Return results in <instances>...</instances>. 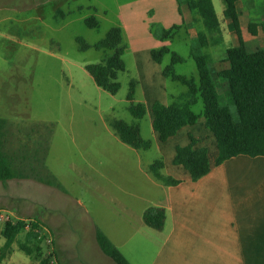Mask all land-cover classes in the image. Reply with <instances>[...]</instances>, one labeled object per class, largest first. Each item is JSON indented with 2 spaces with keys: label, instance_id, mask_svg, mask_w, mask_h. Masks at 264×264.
Returning a JSON list of instances; mask_svg holds the SVG:
<instances>
[{
  "label": "rangeland",
  "instance_id": "obj_1",
  "mask_svg": "<svg viewBox=\"0 0 264 264\" xmlns=\"http://www.w3.org/2000/svg\"><path fill=\"white\" fill-rule=\"evenodd\" d=\"M126 1L0 0V117L6 120L5 150L15 162L29 165L31 175H48L59 185H40L35 190L36 219L51 236L49 249L53 245L57 250L59 264H116L97 245L93 224L106 230L130 264H148L159 243L158 230L140 222L137 213L129 211V204L137 211L141 206L136 198L123 192L121 200L126 205H121L110 201L108 190L96 187L108 184L116 188L118 184L111 178L125 187L140 182L132 172L112 173L108 168L140 164L152 176L150 163L162 160L151 146L139 149L138 162L135 151L119 141L110 125L114 118L140 123L141 136L151 138L150 119L146 115L135 117L128 110L129 82L137 78L131 51L126 48L122 54L125 69L116 72L120 84L116 93L99 87L85 69L86 64L104 63L112 54V49L92 45L111 26L119 25L120 6ZM212 1L222 17L223 1ZM249 2L255 4L250 10L251 19L258 21L263 16L264 0H240L239 4L246 9ZM89 15L97 18L99 26L84 23ZM160 27L164 26L159 21L150 24L152 32ZM198 30L206 31L201 21L181 24L171 38L174 50L187 58L174 65L178 73L196 72L188 55ZM76 36L90 46L80 48ZM234 44L233 36L202 50L215 65L225 48ZM168 82L171 88L185 91L180 83ZM139 96L138 90L136 98ZM32 141L36 145L35 157ZM42 155L47 174L41 167ZM27 193L26 189L21 193L24 198H20V204ZM1 205L0 209L13 213L11 206ZM137 225L146 233L137 231ZM17 252L25 255L19 249Z\"/></svg>",
  "mask_w": 264,
  "mask_h": 264
},
{
  "label": "crops",
  "instance_id": "obj_2",
  "mask_svg": "<svg viewBox=\"0 0 264 264\" xmlns=\"http://www.w3.org/2000/svg\"><path fill=\"white\" fill-rule=\"evenodd\" d=\"M239 3L240 0L237 1L236 7L239 12L242 36L248 49L251 47L249 52L254 53L264 48V8L263 16L258 17L257 21L251 19L250 13L255 4L249 2V6L245 9ZM216 13L220 20L222 37L219 44L225 43L233 36L236 43V37L227 19L224 15L220 17L217 11ZM119 18V26L123 29V41L125 38L124 42L127 45L126 48L131 51L137 74V78H133L136 80L134 101L145 105L144 115L150 119L149 147L154 146L162 158L163 165L160 172L178 181L167 184L157 179L150 169L152 176L147 174L140 164H136L131 167L108 169L112 173L132 172L140 177L139 183L132 186L125 184L127 185L125 187L111 178L112 182L118 184L116 188L108 184H99L96 187L100 190H108L111 196L110 201H118L121 205H126L125 201L121 200L124 196L123 192H128L127 195L136 198L138 206L141 205L138 211L134 209V206L130 207V204L128 209L130 212L137 213V219L142 223H144L142 214L146 207L153 205L165 208L166 218L163 228L156 229L159 243L148 264H264V156L238 154L217 163L216 158L219 152L217 139L212 129L206 124L200 102L194 106L197 116L193 120H186L164 139L160 138L158 131L152 125L153 103L158 101L168 105L178 101V98L184 96L189 90V86L181 81L179 75L198 81V74L197 70L191 75L178 73L175 68L171 77L164 73V63L169 62V57L166 56L163 62L159 61L153 56L152 51L163 46L174 50L173 41L171 38L156 37L150 24L153 21H159L166 28L175 24L191 25L195 23L193 14L184 5H179L177 0H128L120 6ZM250 22L257 24L255 34H251L248 29ZM192 30H194L193 27ZM188 58L193 60L190 53ZM186 59L184 57V61ZM124 69L125 62L124 68L119 70ZM116 72L112 73L115 79ZM169 79L183 85L185 91L182 93L175 86L171 88ZM138 90L140 96L136 98ZM138 126L141 130L140 123ZM114 133L121 143L135 151L134 154L139 162L141 148H134L123 142L115 130ZM191 142L193 148L204 147L207 150L210 165L209 171L196 180L191 178L189 171L183 165L173 161L176 148ZM35 146L33 142L32 151L36 148ZM34 153L33 151V157H35ZM43 157L44 155L41 156V167L46 172L43 167ZM26 168H29V165ZM40 185L51 186L33 176L0 180V206L1 204L11 206L18 218L37 220L35 202L38 195L35 194V190L41 187ZM25 189L28 192L26 200L20 204V198H24L21 193ZM77 201L79 205L82 204L80 200ZM95 226L108 237L103 227L93 224V228ZM1 228L0 248L5 240L1 234ZM137 231L146 233V230L141 227L137 228ZM25 234L26 230L23 229L17 239ZM114 245L126 258L121 247L116 243ZM17 249L15 241L11 251L0 257V264H41L38 257L27 254L23 256L17 252Z\"/></svg>",
  "mask_w": 264,
  "mask_h": 264
},
{
  "label": "trees",
  "instance_id": "obj_3",
  "mask_svg": "<svg viewBox=\"0 0 264 264\" xmlns=\"http://www.w3.org/2000/svg\"><path fill=\"white\" fill-rule=\"evenodd\" d=\"M177 1L193 14V21H201L206 30L196 32L190 50L196 65L198 81L179 75L181 81L189 86V90L181 100L171 104L165 105L158 101L153 103V128L158 131L161 139L166 138L186 120H193L197 116L194 106L200 102L206 124L212 129L217 139L219 150L217 163L238 154L264 156V48L254 53L249 52L240 27L239 12L236 7L238 0H222L223 15L236 37V43L225 48L224 55L216 61L215 65L210 64L212 58L202 50L204 47L219 44L222 39L220 20L213 1ZM84 23L89 27L99 26V21L94 15L87 16ZM180 26L175 24L169 28L160 27L155 29L153 34L160 39L172 38ZM256 26L254 22L248 24L251 34L256 33ZM76 40L82 49L90 46L80 36H76ZM92 46L113 50L112 54L104 59V63L86 64L85 69L99 87L110 93H116L120 84L112 73L124 68L122 54L127 45L123 41V29L119 25L111 26L104 37ZM152 53L162 62L166 56L169 57V62L164 63V73L169 77L172 76L174 65L184 61L183 56L167 46L153 49ZM135 86L136 80H130L126 98L129 100L130 113L140 118L145 114V105L134 101ZM5 125L6 120L0 117V180L33 176L24 163L15 162L5 150ZM110 125L123 142L134 148L146 149L150 146V141L141 136L137 124L114 118L110 121ZM173 161L183 165L193 180L206 174L210 169L207 150L204 147L193 148L192 142L185 146H178ZM162 165L161 159H157L150 163L149 169L157 179L167 184L176 183L177 179L160 172ZM33 177L59 187L58 183L48 175L35 173ZM142 218L148 226L162 229L166 210L163 206L151 205L145 208ZM27 220L30 221L31 227L20 239H17V236L24 229L26 220L17 218L14 221L1 223V234L5 240L0 248V257L9 253L12 244L16 241L19 250L27 255L38 257L41 264H49L52 257L58 262V252L54 246L52 245L49 249L50 245H45L34 230L40 222L33 219ZM94 235L99 248L113 262L130 264L117 246L96 226Z\"/></svg>",
  "mask_w": 264,
  "mask_h": 264
},
{
  "label": "built area",
  "instance_id": "obj_4",
  "mask_svg": "<svg viewBox=\"0 0 264 264\" xmlns=\"http://www.w3.org/2000/svg\"><path fill=\"white\" fill-rule=\"evenodd\" d=\"M18 217L13 214L12 212L0 209V223L6 221H14ZM31 227L30 221L26 220L24 229L27 231ZM38 233V238L45 244L50 245L52 243L51 236L44 232V226L38 224L37 227L34 229ZM49 264H59L54 257L50 258Z\"/></svg>",
  "mask_w": 264,
  "mask_h": 264
}]
</instances>
